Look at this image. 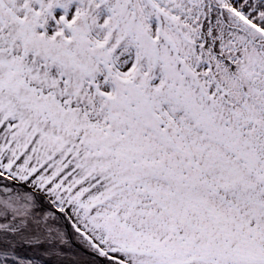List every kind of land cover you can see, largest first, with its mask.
Wrapping results in <instances>:
<instances>
[{"label": "snow or ice", "instance_id": "6c2138e0", "mask_svg": "<svg viewBox=\"0 0 264 264\" xmlns=\"http://www.w3.org/2000/svg\"><path fill=\"white\" fill-rule=\"evenodd\" d=\"M0 264H264V0H0Z\"/></svg>", "mask_w": 264, "mask_h": 264}]
</instances>
